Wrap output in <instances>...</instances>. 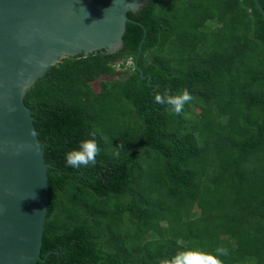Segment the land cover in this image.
<instances>
[{
	"label": "trees",
	"instance_id": "1",
	"mask_svg": "<svg viewBox=\"0 0 264 264\" xmlns=\"http://www.w3.org/2000/svg\"><path fill=\"white\" fill-rule=\"evenodd\" d=\"M128 17L118 51L64 58L25 97L51 165L37 264L221 247L223 264H264V15L254 0H147ZM166 88L192 94L181 115L155 102ZM92 137L95 165L68 167Z\"/></svg>",
	"mask_w": 264,
	"mask_h": 264
},
{
	"label": "water",
	"instance_id": "2",
	"mask_svg": "<svg viewBox=\"0 0 264 264\" xmlns=\"http://www.w3.org/2000/svg\"><path fill=\"white\" fill-rule=\"evenodd\" d=\"M264 15L259 0H254ZM147 0H0V264H37L49 211L28 91L62 59L123 46Z\"/></svg>",
	"mask_w": 264,
	"mask_h": 264
},
{
	"label": "clouds",
	"instance_id": "3",
	"mask_svg": "<svg viewBox=\"0 0 264 264\" xmlns=\"http://www.w3.org/2000/svg\"><path fill=\"white\" fill-rule=\"evenodd\" d=\"M193 100L192 94L184 89L173 94L170 88L163 89L155 96V102L164 106L165 111H170L175 115H181L185 105ZM123 145L116 148L114 156L119 157ZM101 149L95 137L86 138L78 143V146L65 153V162L68 167L79 169L95 165L96 158ZM229 255L227 248H217L215 253H205L200 250H185L176 253L174 256L160 258L157 264H223L222 256Z\"/></svg>",
	"mask_w": 264,
	"mask_h": 264
},
{
	"label": "rangeland",
	"instance_id": "4",
	"mask_svg": "<svg viewBox=\"0 0 264 264\" xmlns=\"http://www.w3.org/2000/svg\"><path fill=\"white\" fill-rule=\"evenodd\" d=\"M131 64H132V62L128 63V65H131ZM93 86H94L96 92L100 91V81L93 83ZM200 110H201L200 107L196 108V111H200Z\"/></svg>",
	"mask_w": 264,
	"mask_h": 264
}]
</instances>
